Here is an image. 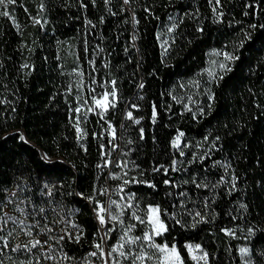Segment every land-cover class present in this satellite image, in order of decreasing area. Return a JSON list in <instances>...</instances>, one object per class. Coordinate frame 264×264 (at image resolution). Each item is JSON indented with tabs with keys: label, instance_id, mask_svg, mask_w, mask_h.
<instances>
[{
	"label": "trees",
	"instance_id": "trees-1",
	"mask_svg": "<svg viewBox=\"0 0 264 264\" xmlns=\"http://www.w3.org/2000/svg\"><path fill=\"white\" fill-rule=\"evenodd\" d=\"M13 189L12 229L41 245L3 224ZM110 200L133 205L122 224L100 223ZM149 205L183 264L189 245L205 264H264V0L0 5V264H132L147 242L109 252L129 224L149 231L131 217Z\"/></svg>",
	"mask_w": 264,
	"mask_h": 264
},
{
	"label": "snow or ice",
	"instance_id": "snow-or-ice-1",
	"mask_svg": "<svg viewBox=\"0 0 264 264\" xmlns=\"http://www.w3.org/2000/svg\"><path fill=\"white\" fill-rule=\"evenodd\" d=\"M127 2V0H125ZM218 2V0H217ZM15 3V0H0V5H4L5 7L7 4ZM9 13L5 11L3 15H8ZM231 59V57H229ZM113 85L115 84V81L112 82ZM142 86V85H141ZM116 93L113 90L111 93L105 92L101 98L95 99V105L105 111H107L109 104L112 102L109 101V96L115 97ZM114 106V105H113ZM129 117L131 118L132 114L128 113ZM139 123V121H136ZM79 131V129H78ZM183 133H180V136H182ZM180 136L177 137L176 141H174L175 146L179 147V140ZM181 155H183V152H181ZM46 158V157H45ZM111 161H105V166H107ZM173 165H175V161L173 162ZM119 166V165H118ZM173 170H175V167H173ZM154 171H159L158 168L154 169ZM131 182H138V183H145L149 187L155 188L154 184H151L147 181H124L125 184L131 183ZM165 183H169L168 181H165ZM133 199V196H129L128 200L131 201ZM113 205H115V208L118 210L115 213H113ZM133 205L129 203H121L118 201L110 200L108 203V207L105 208L104 205L100 204L99 201H97V212H98V219L101 224H105L106 222H112V221H119L121 224L123 221L120 219L121 216H123L124 212L127 209L132 208ZM160 208L159 206H151L149 205L147 207V210L145 212V216L141 217L136 214L135 211L131 212V217L135 221L139 222L140 224H146L150 226V231H145L143 236H131L129 233L132 232V230L135 228V224H129L127 229L124 231V234L121 236L120 241H118L117 245L112 247L110 249L109 255L112 252H118L120 256H123L125 258L128 257L131 253L125 250L126 245H134L141 242H147V247L155 249L158 253L161 254V257L158 258V264H183V262L180 260L179 252L177 251L175 245L172 247H169L167 243L164 244H158L155 242V237L163 235L164 232H166L168 229L166 225L163 223V221L160 219ZM101 213H107L108 214V221L105 220V216ZM199 215V213H197ZM2 219V218H0ZM8 219H14L9 217ZM6 222V221H5ZM31 233H29L30 235ZM79 236L76 237L77 240H79ZM107 238V232L105 233V236L101 239ZM0 240H4V237H0ZM38 245H41V241L36 240L32 242V247H36ZM7 246L5 242V247ZM27 247V246H26ZM96 247L101 250V253H103V248L100 244H97ZM191 248V246H188ZM197 247H199L197 245ZM241 251H245L244 249H241ZM91 255L95 256L96 253H91ZM146 254H138L133 257L132 264H136V261L139 260L143 262L145 259ZM207 256V253L204 254ZM151 259V257H148ZM203 258V257H202Z\"/></svg>",
	"mask_w": 264,
	"mask_h": 264
},
{
	"label": "rangeland",
	"instance_id": "rangeland-1",
	"mask_svg": "<svg viewBox=\"0 0 264 264\" xmlns=\"http://www.w3.org/2000/svg\"><path fill=\"white\" fill-rule=\"evenodd\" d=\"M95 107H96L95 103L92 104V103H90V101L88 102L87 109H89L90 111H94ZM180 143H181V136H180V140H179V145H180ZM48 195H51V193L48 192ZM19 196H20V194H19V191L17 189H13L8 193V206L9 207L5 211V214H4L5 220H4L3 224L6 225L7 230H17L19 228L22 232H19L17 237L21 238V240H23L24 242L32 243L38 239L33 235V231L30 229V227L24 226L23 228H21L19 225L18 228L12 229V226H15L13 224H15V223L17 224V221H16L17 216L15 214L17 209L22 213L24 211V207L22 205L23 203L19 199L20 198ZM52 211H56V209L53 208ZM159 215H160V213H159ZM9 217L14 218V219H8ZM69 217H70L69 211L65 212V214L60 215L59 223H62V224L67 223ZM160 219H161V215H160ZM101 228L104 229L103 227H101ZM149 231H150V228H149ZM29 233H31V234L29 235ZM157 237H155V238H157ZM44 244H45V242H44ZM189 246H191V248H190L191 255H192V258L195 261V263L196 264H205L206 260H205L204 255L201 253L200 248L197 246H193V245H189ZM148 257H151V259H149ZM160 257H161V254L158 253L155 249L147 247V255L145 256V259L143 260V262H141V261L140 262H141V264H158V258H160ZM180 260L182 261L181 257H180Z\"/></svg>",
	"mask_w": 264,
	"mask_h": 264
},
{
	"label": "water",
	"instance_id": "water-1",
	"mask_svg": "<svg viewBox=\"0 0 264 264\" xmlns=\"http://www.w3.org/2000/svg\"><path fill=\"white\" fill-rule=\"evenodd\" d=\"M100 233H101V236L104 237L105 236V229H100ZM105 240V239H104Z\"/></svg>",
	"mask_w": 264,
	"mask_h": 264
}]
</instances>
